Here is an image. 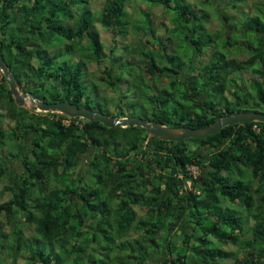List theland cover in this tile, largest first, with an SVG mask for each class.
<instances>
[{
	"label": "trees",
	"instance_id": "1",
	"mask_svg": "<svg viewBox=\"0 0 264 264\" xmlns=\"http://www.w3.org/2000/svg\"><path fill=\"white\" fill-rule=\"evenodd\" d=\"M129 1L104 0L92 11L90 0H0V50L19 90L45 101L66 100L101 111L97 91L84 81L85 62L108 58L103 73L112 87L136 64L129 57L131 49L126 56L113 45L106 53L94 23L124 36L130 22L124 15ZM145 1L171 13L172 26L166 32L184 30L182 37L191 45L187 61L175 53L178 43L170 46L175 38L159 40L155 49L136 46L139 62L153 82L160 81V86L146 84L137 74V83H129L132 93L156 109L148 120L199 127L223 114L257 107L264 111V17L258 11L264 10V3H255L260 7L254 6V17L243 11L248 21L241 37L251 31L257 39L254 45L248 38L239 43L232 37L237 27L225 9L238 11V0H216L219 6L220 1L228 4L217 9L230 31L225 34H210L204 28L206 13L196 3ZM142 14L135 28L147 35L146 43L156 45V29L148 14ZM220 37H224L221 43ZM233 43H245L250 55L238 59L219 50L230 51ZM207 50L208 58L197 66L194 57ZM247 71L250 77L244 76ZM236 72L240 82L232 76ZM243 80L250 82L248 86ZM0 108L5 109L0 110V148L7 146L6 153H0V176L7 173L12 158L21 157L23 163V172L6 185L10 199L0 202V261L264 264V122L230 124L204 138L162 140L139 125L108 127L27 109L16 103L1 71ZM130 110L124 114L117 108L112 115H134ZM4 117L15 126L3 128ZM83 160L86 170L80 176ZM191 166L199 169L196 177ZM50 180H56L51 187ZM227 200L238 204V210L223 207ZM136 207L145 211L138 214ZM21 216L34 224L31 240L19 224ZM185 225L188 231L173 243L174 233ZM190 247L193 259L187 262L184 250ZM23 251L26 261L18 263Z\"/></svg>",
	"mask_w": 264,
	"mask_h": 264
},
{
	"label": "rangeland",
	"instance_id": "2",
	"mask_svg": "<svg viewBox=\"0 0 264 264\" xmlns=\"http://www.w3.org/2000/svg\"><path fill=\"white\" fill-rule=\"evenodd\" d=\"M103 1L104 0H90V2H88V6L92 11H97L98 9L101 8ZM185 1H191L192 3H196L197 4L196 8H203L205 11H208V14L206 13V20L203 23V25H204V28H206L210 32V34H213L214 31H218L221 34H225L227 32L226 25H224V20H222L219 12L217 10V9H219V7L223 8V6H227L228 4L226 1H220V5H222V6H217L218 4H216V0H207V1L206 0H185ZM256 2H259L260 4H262V3H264V0H238V4H237L238 11H233V10H229L228 8H226L225 13L230 17L229 22L235 23L236 27H237L236 29H239L242 26L245 27V25L247 24V21H248V19H247L248 15L245 14L243 11H245L246 13L249 12V14L251 13V15L254 17L256 15L254 6L256 8L260 7V5H255ZM258 11L261 13V15H262L261 17H264V10L263 11L258 10ZM142 12L148 14L153 27L156 29V33H157L156 35L158 37V39L157 38L154 39L156 45H153V44L148 43V42L146 43L145 40H146L147 35H141L142 32L140 30L137 31L135 28V26L137 24H140V23H137V20L142 17V15H143ZM98 14H99V11H98ZM124 15H127V17H129V20H130L129 24L126 25L127 26V33L124 36L115 35L113 32H111L109 29H107V27L102 26L100 23H96V24L94 23V25L96 26V29L98 30V32L100 34L101 40L104 43V50L106 51V53L109 54L110 48L113 45L115 48H117L116 50L119 53H125V51L127 49H129V50L131 49V54L129 57L136 64L135 70L131 71V74H130L131 76L130 75L126 76L125 75L126 73H125L123 76V79L121 81H119L118 83H116L115 87H112L106 83L107 82L105 80L106 75L103 73V69H105L106 65L109 64V61H108L109 59L106 58L101 63H97L94 61H87L84 64V71H85L84 81H85V83L89 84L88 87H90V90L92 92L95 93V91H97V95H98L97 98L99 99V102L101 104V109H102L101 111L102 112L109 114V115H112L113 113L117 112V108H118L119 110L121 109V111L124 114H126V112H124V111H127L128 109L131 108L130 114L133 113L134 115L140 116V117L148 120V118L151 116V114H150L151 111L152 110L155 111L156 109L151 108L150 107L151 104L148 103L146 100H141V98H139V95L136 94L137 92L132 93L131 88L129 86V83H133L135 81V78H138L137 74L140 75L139 76L140 81H144V82H146V84L155 83L156 85L160 86V81H159V79H155V82H153L154 79L150 78V74L147 72L146 66L139 62V57L137 56L136 50H135L136 46H138L139 44H143L147 47H150V48L152 47L153 49H155L157 44L159 43V40L167 41L168 38H171L173 41V39L175 38L174 42L170 43V46H176L175 44L178 43L180 45V47L179 46L175 47V53L180 55L183 58V60L187 61L189 59L188 57L191 55V45L188 42H186L182 37V36H184V30L177 29L176 31L172 32L171 28H170V29H168V32H166V28L172 26L170 18L173 15L171 13H167L165 11V9L162 8L161 6L151 5L148 2H146L145 0H133V1L131 0L126 4V8L124 10ZM232 16H234V17H232ZM250 17H249V19H250ZM198 18H202L201 14ZM124 21H126V20H124ZM119 26L122 28L124 26L123 22H120ZM188 27L191 28L190 23H188ZM185 31L187 32L188 30L185 29ZM178 34L180 37L178 36ZM249 34L250 35H248V37L246 36V37L242 38L241 37V35H243L242 31L241 32H235V33H233L232 37L235 39H238L239 43L241 41H246L247 40L246 38H248L247 42L250 41L251 43L256 45L257 44L256 36L254 35V33L252 34L251 31ZM206 37L207 36L204 35L203 39H205ZM78 42H79V39H77L76 43H78ZM82 43L83 44L86 43L85 38L82 40ZM219 43H221V41H219ZM239 43L238 44L233 43V46L231 47L230 51H227V49H225L224 47H221L219 50L224 52V54L226 56L234 55L237 58H246V56L249 54L246 51L249 49H246L245 43H241V44H239ZM79 44H81V41L79 42ZM242 50H245V52H243V55H241V53L239 52ZM128 51H126V52H128ZM209 53H210L209 50H207L204 55H201V56L196 55L194 57L195 64L197 66H199L201 64V62L205 61L208 58ZM76 55L77 56H75L74 58L77 60L78 56H80L79 50H77ZM125 55H126V53H125ZM257 66H258L257 64L254 65V67H257ZM248 70H250V69H248ZM236 73H233L232 76H234L235 79L238 80V82H240V80H239L240 79L239 78L240 73L239 72H236ZM193 74H196V73H193ZM244 76L249 77V76H251V73L249 71H247V72H245ZM243 82L246 83V86H248L247 84L250 83L249 81L247 82V80H243ZM136 83L137 82H134V84H136ZM92 84H94L95 86H93ZM95 87H96V90H95ZM148 89H151V88L148 86ZM250 91L252 92V89H250ZM20 106H23L27 109H31L32 107H35L34 103L28 97L25 98V104L20 105ZM144 108L148 110L147 113L145 112ZM0 110L2 113L5 112L4 108H0ZM37 111H40V110H37ZM43 112H45V111H43ZM1 125L3 128L10 129L11 127L15 126V123L11 119L4 117V118H2ZM190 143H192V142L190 141ZM28 146H30V145H28ZM6 151H7L6 145L4 147L0 148L1 154L4 155L6 153ZM88 155L89 154H87V156ZM87 156H85V157H87ZM10 158H12V157H10ZM87 159H88V157L86 158V160ZM86 160L81 161V165L79 166V171H81L79 174L80 176L86 170V162L89 159L87 161ZM6 165L8 168L7 173L0 176V202L10 199L11 191L6 188V185H8L10 183L11 179H13L16 176H19L23 172V163H22L21 157L12 158L10 160L9 164H6ZM193 170H195V172L199 174V169L196 166L193 167ZM229 181H233V180H231L229 178ZM54 183H56V180H50L49 186L50 187L53 186ZM36 187L39 188L38 186H36ZM34 197H36V195H34ZM31 203H32V201H31ZM227 206L229 208H233L234 210H238V207H240L238 204L230 203L228 200L225 202V205H224V201H223V207L227 208ZM136 209L138 211V214H141V213H143V211H145V208L140 209L139 207H136ZM242 223L244 224L246 222H242ZM19 224L23 228L27 229V231L25 229L26 237L28 239L30 238V240H31L32 237L36 234L35 231L33 230L34 224L28 223L24 219L23 216L20 217ZM246 226H247V223H246ZM8 228H7V226L5 227L6 230H8ZM185 231H188V226H186V225L183 226L179 230V232L174 233L173 243H175L176 241H177V243H179L180 240L177 237L179 234L181 235V233H184ZM8 233H10V231ZM234 248L235 247L228 245V249H234ZM189 252H192L191 247H190V249L184 250V253L185 254L187 253V255H186L187 256L186 257L187 262H189L190 259H193V258H191V256H189L190 255ZM26 255H27V253L25 251H23L22 254L20 255V257H18V259H17L18 263L25 262L26 261ZM2 256L5 257L6 255L3 254ZM229 261H231V260H229ZM229 261H227V262H229ZM7 263H8V260L4 261V258L2 261H0V264H7Z\"/></svg>",
	"mask_w": 264,
	"mask_h": 264
},
{
	"label": "water",
	"instance_id": "3",
	"mask_svg": "<svg viewBox=\"0 0 264 264\" xmlns=\"http://www.w3.org/2000/svg\"><path fill=\"white\" fill-rule=\"evenodd\" d=\"M1 41V40H0ZM0 71L5 76L12 95L19 105L25 104V98L28 97L34 103L37 110L58 112L69 117H80L90 121H99L105 126H128L139 125L148 130L149 136H154L162 140L180 141L186 138H204L210 134L219 131L222 127L250 122L253 120L264 122V111L249 109L246 111L236 112L234 114H223L216 116L215 119L205 126L186 127L183 125L172 126L166 125L156 120H146L137 115L118 116L109 115L102 111L81 107L75 103L66 100L45 101L38 99L31 92H21L16 85L14 72L6 65L0 50Z\"/></svg>",
	"mask_w": 264,
	"mask_h": 264
},
{
	"label": "crops",
	"instance_id": "4",
	"mask_svg": "<svg viewBox=\"0 0 264 264\" xmlns=\"http://www.w3.org/2000/svg\"><path fill=\"white\" fill-rule=\"evenodd\" d=\"M217 6H219V5H217ZM216 12V11H215ZM205 13H207L208 14V11H205ZM251 14V13H250ZM252 16V15H251ZM244 29V26H242L241 28H239V29H236V32H241L242 30ZM218 31H214L213 32V34L214 33H217ZM227 32H230L228 29H227ZM263 44H264V33H263ZM222 39H224V37H220L219 38V40H221V42H222ZM240 53H241V55H243V52H245V50H242V51H239ZM246 52H248V50L246 51ZM249 53V52H248ZM250 55V53L246 56V58L248 57ZM238 59H243V58H238ZM250 77V76H249ZM177 238H179V240H180V237H177Z\"/></svg>",
	"mask_w": 264,
	"mask_h": 264
},
{
	"label": "built area",
	"instance_id": "5",
	"mask_svg": "<svg viewBox=\"0 0 264 264\" xmlns=\"http://www.w3.org/2000/svg\"><path fill=\"white\" fill-rule=\"evenodd\" d=\"M66 122H68V121H66ZM193 167H194V166H191L190 170H191V172H192L193 177H196V176L198 175V173H196L195 170H193ZM197 192H198V191H197Z\"/></svg>",
	"mask_w": 264,
	"mask_h": 264
},
{
	"label": "flooded vegetation",
	"instance_id": "6",
	"mask_svg": "<svg viewBox=\"0 0 264 264\" xmlns=\"http://www.w3.org/2000/svg\"><path fill=\"white\" fill-rule=\"evenodd\" d=\"M249 109H255V110H261V111H262L261 107H257V108H249ZM249 109H248V110H249Z\"/></svg>",
	"mask_w": 264,
	"mask_h": 264
},
{
	"label": "clouds",
	"instance_id": "7",
	"mask_svg": "<svg viewBox=\"0 0 264 264\" xmlns=\"http://www.w3.org/2000/svg\"><path fill=\"white\" fill-rule=\"evenodd\" d=\"M22 92V91H21Z\"/></svg>",
	"mask_w": 264,
	"mask_h": 264
}]
</instances>
